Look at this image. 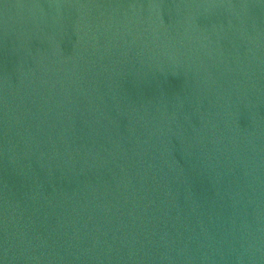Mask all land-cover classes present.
Masks as SVG:
<instances>
[{"label": "water", "instance_id": "water-1", "mask_svg": "<svg viewBox=\"0 0 264 264\" xmlns=\"http://www.w3.org/2000/svg\"><path fill=\"white\" fill-rule=\"evenodd\" d=\"M0 264H264V0H0Z\"/></svg>", "mask_w": 264, "mask_h": 264}]
</instances>
